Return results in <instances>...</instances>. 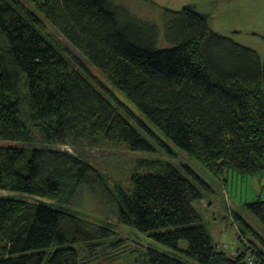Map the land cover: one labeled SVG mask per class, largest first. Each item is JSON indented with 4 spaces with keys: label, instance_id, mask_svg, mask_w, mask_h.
Segmentation results:
<instances>
[{
    "label": "trees",
    "instance_id": "16d2710c",
    "mask_svg": "<svg viewBox=\"0 0 264 264\" xmlns=\"http://www.w3.org/2000/svg\"><path fill=\"white\" fill-rule=\"evenodd\" d=\"M163 14L166 48L155 24L113 0H0V142L26 144L0 145V190L13 194L0 197V264H105L101 254L114 257L121 240L112 224L90 223L65 207L82 186L109 191L119 223L198 264H248V252L250 264H264V247L254 240L234 258L215 248L194 206L214 190L191 168L145 159L124 187L83 157L51 147L101 139L142 152L158 144L172 154L111 88L68 58L44 21L210 174L264 175L262 59L214 31L194 5ZM244 206L264 226V200ZM135 264L187 263L146 247Z\"/></svg>",
    "mask_w": 264,
    "mask_h": 264
},
{
    "label": "rangeland",
    "instance_id": "374dc122",
    "mask_svg": "<svg viewBox=\"0 0 264 264\" xmlns=\"http://www.w3.org/2000/svg\"><path fill=\"white\" fill-rule=\"evenodd\" d=\"M25 2L26 0H22ZM115 4L127 8L136 19L145 23H153L158 27V45L163 48L171 47L164 41V14L163 9L180 10L186 5H194L202 13L209 15L211 28L221 35L228 36L242 46L253 49L262 59L264 56V0H113ZM47 32L60 38L65 54L68 58H75L83 63L95 77L113 90L116 96L128 106L133 113L141 118L147 127L168 146L169 153L164 147L157 144L155 152L132 151L126 145L113 144L99 139L90 143L85 139L77 144L53 145L52 148L68 151L79 155L90 162L96 169L107 175L111 181L118 182L124 187L129 185V179L140 161L150 158H161L171 161L183 169L189 167L214 190L211 196H206L194 206L201 213L204 225L216 249L224 252L228 257L234 258L240 251L248 248L254 240L259 246L264 244L254 238L247 228L240 224L237 216L243 219L264 240V226L245 204L257 199L264 200V175L244 177L231 171L225 172L222 178H217L204 169L195 159L176 147L169 141L126 97L113 89L96 66L91 65L51 24L44 21ZM149 141L153 137L144 130ZM1 144L26 146L18 142H4ZM225 180V181H223ZM107 186L112 189V183ZM13 195L0 190V197ZM36 200L49 205L57 206L55 202L46 199ZM69 211H76L88 222L112 224L116 236L120 238L119 249L114 257L101 254L105 264H135L137 251L146 247H153L172 257L178 258L187 264H198L188 258L182 251H177L155 241L149 236L150 232H139L132 226L121 224L116 219V204L109 191L93 189L82 186L73 196L69 204H65ZM160 231V230H159ZM101 241V240H100ZM115 243V240L112 239ZM179 249L185 250L186 243L181 241ZM247 251V250H246ZM248 264L252 263L251 253L246 254ZM94 264H98L94 262Z\"/></svg>",
    "mask_w": 264,
    "mask_h": 264
},
{
    "label": "water",
    "instance_id": "95a60500",
    "mask_svg": "<svg viewBox=\"0 0 264 264\" xmlns=\"http://www.w3.org/2000/svg\"><path fill=\"white\" fill-rule=\"evenodd\" d=\"M262 80H263V85H264V56L262 58Z\"/></svg>",
    "mask_w": 264,
    "mask_h": 264
}]
</instances>
